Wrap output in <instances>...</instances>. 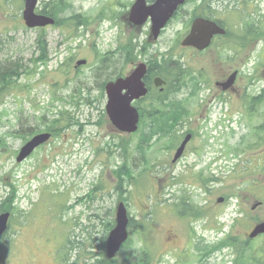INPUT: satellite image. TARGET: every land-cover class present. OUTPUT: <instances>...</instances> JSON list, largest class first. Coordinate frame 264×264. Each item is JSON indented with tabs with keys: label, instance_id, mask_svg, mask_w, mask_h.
Returning a JSON list of instances; mask_svg holds the SVG:
<instances>
[{
	"label": "rangeland",
	"instance_id": "1",
	"mask_svg": "<svg viewBox=\"0 0 264 264\" xmlns=\"http://www.w3.org/2000/svg\"><path fill=\"white\" fill-rule=\"evenodd\" d=\"M48 1L39 0L36 11ZM63 1L68 6L60 16L77 14L88 22L41 28L47 63H37L34 74L20 72L18 84L0 101V207L10 212L0 238V264H96L105 258L118 202L127 210L129 237L114 263L136 264L144 246L148 264H233L234 245L206 251L227 235L237 238L239 247L253 224L264 220V144L256 141L262 132L254 128L264 120V103L248 111L234 96L216 98L206 121L198 113L185 116L180 127L159 137H150L143 126L131 134L116 131L105 115L102 84L130 67L131 56L124 58L118 45L132 35L119 18L133 0ZM240 1L229 0L223 12L241 7ZM248 1L256 11L246 21L262 20L250 36L257 45L228 54L234 58L231 70L241 77L236 91L252 96L264 92V0ZM22 9L21 0H0V62L20 61L32 69L38 28L23 24ZM241 17L239 10L231 21ZM176 28H166L141 54L162 56ZM143 37L136 36L139 46ZM103 55L109 57L105 64ZM78 59L85 64L75 66ZM191 63L199 59L193 56ZM142 109L149 110L146 103ZM61 112L69 125L48 131L47 143L16 162L36 127L45 129ZM182 130L195 137L171 164ZM123 164L126 172L118 171ZM182 197L188 210L175 204ZM256 201L261 204L252 208ZM196 210L201 217H194ZM249 244L264 249V237Z\"/></svg>",
	"mask_w": 264,
	"mask_h": 264
},
{
	"label": "flooded vegetation",
	"instance_id": "2",
	"mask_svg": "<svg viewBox=\"0 0 264 264\" xmlns=\"http://www.w3.org/2000/svg\"><path fill=\"white\" fill-rule=\"evenodd\" d=\"M144 2L146 6H150L155 0H144ZM228 4H230L229 0H184L177 5L156 39L150 36V18L140 28L129 20L127 12L119 18L124 30L132 35L129 45L131 61L128 70L120 72L116 78L127 76L141 62L146 66L141 80L147 88V94L133 101V106L139 113L137 130L143 126L148 131H154L152 136L159 137L176 126L180 127L181 123L185 122L183 119L185 116L198 113L202 121H206L209 106L216 98L225 101L234 96L235 100L246 105L248 111L264 103V93L261 91L252 96L236 91L239 86L237 80L239 81L241 77L239 70H231L229 64L234 62V58L228 54L231 51H248L253 45L256 46L257 43L251 41L250 36L258 32V25L262 26V20L246 21L250 14L256 11V8L249 5L248 0H241V7H237L238 9L223 12V9L229 6ZM239 10H242V17L237 21H231V14ZM195 20L209 22L208 30L203 38L200 37L203 29H198L195 34L196 40L206 43L202 47L183 43L190 34ZM169 26L177 27L175 29L177 31L171 44L166 48V53L162 56L142 55L145 49L160 39ZM142 34L144 37L139 46L136 36ZM118 50L122 54L121 44L118 45ZM193 56L199 59L200 64L191 63ZM209 56H212V59H209ZM211 73L214 74V78L211 77ZM157 76L163 80L159 86L153 83ZM231 77L232 83L228 84L227 81ZM144 103L149 110L142 109ZM171 109L180 113L179 118L172 124L166 121L165 115ZM254 128L262 132L261 135H257L256 141L264 144V120ZM182 132L184 133L175 149L186 133L191 134L187 144L195 137L189 130H182ZM176 162L170 160L171 164ZM213 163L217 162L214 160Z\"/></svg>",
	"mask_w": 264,
	"mask_h": 264
},
{
	"label": "water",
	"instance_id": "3",
	"mask_svg": "<svg viewBox=\"0 0 264 264\" xmlns=\"http://www.w3.org/2000/svg\"><path fill=\"white\" fill-rule=\"evenodd\" d=\"M23 10L22 19L25 25L29 28L44 27L54 23V19L45 14L36 13L35 7L38 0H22ZM184 0H155L150 6H146L144 0H135L132 4L128 16L129 20L140 27L147 17L150 16L151 27L150 36L156 39L160 29L165 25L166 21L171 17L178 4ZM200 21V22H199ZM195 20L190 34L185 38L183 43L193 44L199 47L203 46L202 41L196 40L195 34L198 29H203L201 38L208 30L209 22H202ZM211 23V22H210ZM85 60H78L76 65L84 64ZM146 66L144 63H139L127 76L116 78L105 84L104 89L107 97L105 104L106 116L110 124L117 130L123 133L130 134L137 129L139 120V113L133 106L132 102L147 93L143 81L141 80L145 73ZM264 76V69L262 71ZM155 86L163 83L160 77H155L153 80ZM49 133H38L31 137L25 144L21 146L15 160L21 162L25 159L36 147L48 141ZM191 134H186L177 148L172 161H176L180 157L185 144L190 139ZM217 202L223 200L218 197ZM259 202L255 203L252 208L257 206ZM9 212L0 213V236L7 228ZM115 224L109 231L105 243V256L108 260L114 257L115 253L119 250L122 243L128 237L127 226L129 217L127 210L122 202H119L115 208ZM259 234L264 235V220L256 222L247 234L249 239L256 237Z\"/></svg>",
	"mask_w": 264,
	"mask_h": 264
},
{
	"label": "trees",
	"instance_id": "4",
	"mask_svg": "<svg viewBox=\"0 0 264 264\" xmlns=\"http://www.w3.org/2000/svg\"><path fill=\"white\" fill-rule=\"evenodd\" d=\"M67 6H68V4H66L63 0H49L48 2H44V4L42 5V8H41V11L43 13L53 17L55 19L56 25H58L59 27L65 26V24H67V22H72L73 27H75V26L77 27L80 24H86L88 22V18L81 17L80 15H77V14L70 15V16H60V14L64 15L63 12ZM72 33H74V31ZM35 45H36L38 54L33 59L34 66L32 67V69L29 67H26V68L22 67V64L20 61L0 62V101H1L2 97L4 96V94H5L4 92L6 89L12 88L16 84H18L17 79L19 77L20 72H24L28 76L30 74H34L37 71V63H40V64H46L47 63V61L49 59L48 58V52H47V43H46V39H45V34H44L42 29H38V35L36 36V39H35ZM121 50H122V56H124V58L129 56V54H130L129 45H126V44L122 45ZM107 58H109V57L103 55V57L101 58V62L103 64L107 63V60H108ZM20 68L21 69L25 68V70H20ZM110 75L111 74H109L108 77ZM104 83H105V81H104ZM104 83L102 84V88H103ZM165 115H166V121L167 122L169 121V123L172 124L173 122H175L179 118L180 113L176 110L171 109V111H169L168 114H165ZM41 118L43 119L44 116H42ZM44 122L45 121H43L42 123H44ZM48 122H49V125H47L45 127V129H43V130L54 132V131H58L60 129L66 128L70 123V119H69V117L65 118V116L63 115V112H61L59 119L58 118L51 119ZM36 129H37L36 130L37 132L43 131V130L39 129L38 127H36ZM153 134H154V131H150V137ZM139 149H141L140 146H139ZM124 165L125 164H123V166L120 169H118V171H120V172L125 171L126 172ZM175 204H178V206H180L181 210L182 209L188 210L187 207L189 205L185 202V199L183 197L180 198L179 201ZM190 211H191V208H190ZM190 211H188V212H190ZM178 212H180V209L178 210ZM183 213L184 212L182 211V213H178V214L182 215ZM193 214H194V217H201L202 211L196 210L195 213H193ZM137 227H138V229L142 230V226L139 222L137 223ZM235 240H237V238H234V237H231L227 241H226V239L221 240L218 243L210 246L208 251H206V252H212V251L218 250L224 245H229V244L236 245ZM244 244L245 245L242 246L241 248L235 249V253H238V256H240V259H236L234 264H247V263L248 264H264V249L247 247L248 245L246 244L245 241H244ZM249 246H250V244H249ZM142 248L143 249L139 255L138 262L136 264H148L149 251L146 248H144V246H142ZM244 257H247V258L244 259ZM96 264H116V263H114L113 261H107L104 258L101 260H97Z\"/></svg>",
	"mask_w": 264,
	"mask_h": 264
}]
</instances>
